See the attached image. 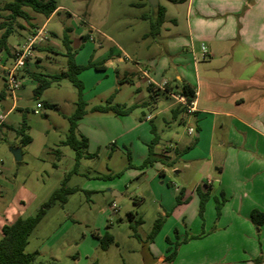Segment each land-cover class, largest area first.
Segmentation results:
<instances>
[{"label": "rangeland", "instance_id": "1", "mask_svg": "<svg viewBox=\"0 0 264 264\" xmlns=\"http://www.w3.org/2000/svg\"><path fill=\"white\" fill-rule=\"evenodd\" d=\"M8 1L0 0V22L6 21L5 27L10 25L13 30L7 37L9 45L14 46L22 34L30 32V23L39 26L45 21L54 53L39 52L38 71L53 74L67 68L65 35L77 63L103 62L105 66L103 72L87 66L78 75L81 95L87 103L86 113L78 122L79 130L89 139L88 152L96 153L79 160L71 147L62 144L68 116L75 109L76 87L61 78L35 96V81L24 76L20 77L13 101L0 75V91L8 96L0 99V115L6 113L0 120V223L13 213L22 217L35 214L64 180L65 186L76 189L67 195L66 202L55 201L47 209L30 233L25 251H37L38 259H55L63 264H241L238 260L243 249L254 247L258 253L264 243L259 225L250 220V229L245 228L230 204L224 206L226 201L219 194L203 199L200 207L199 191L190 192L197 181L201 182L198 163L184 167L185 158L180 155L179 146L193 139L187 134L188 124L174 121L162 91L153 107V93L137 76L136 63L142 65L150 55L169 59L161 46L147 48L151 37H143L149 26L142 15L151 12L150 5H136L141 0H56L58 8L49 18L23 6L31 17L26 21L19 16L7 18L9 11L3 6ZM175 6L168 4L167 17ZM84 35L93 40L82 39ZM118 56L123 59L118 60ZM173 72V68L164 71L176 81ZM124 77L131 82L120 83ZM110 95L112 103L133 106L131 111L116 116L91 110ZM13 102L14 107L7 112ZM147 114H151V121L143 119ZM22 123L31 137L26 145L16 133ZM151 123L157 128L156 153L169 141L174 151L175 139H183L174 152L178 156L173 163L157 160L141 167L147 143L153 137ZM220 134L217 130L215 136ZM14 148L20 149L19 160L14 158ZM159 217L161 226L150 239ZM137 218L142 222L133 231L130 223ZM104 234L108 236L105 248L101 246ZM170 251V260L155 262L159 254ZM256 259L258 263L264 260L259 254Z\"/></svg>", "mask_w": 264, "mask_h": 264}, {"label": "crops", "instance_id": "2", "mask_svg": "<svg viewBox=\"0 0 264 264\" xmlns=\"http://www.w3.org/2000/svg\"><path fill=\"white\" fill-rule=\"evenodd\" d=\"M144 1L148 4L147 0H141L138 6H145ZM165 2L161 4L157 0L165 8L164 21L159 33L155 37L150 36L151 40L146 45L147 48L151 45L161 46L169 59L150 55L143 59L142 65L136 63L139 72L137 76L146 82L147 89L154 95L151 97V105L157 106L158 92L162 91L169 101L172 118L176 122L188 124L187 134L193 135V139L182 147L179 143L183 139L176 138L173 143L174 151L169 141L168 146L160 147V153H156V156L161 162L173 163L178 156L174 152L179 146L180 155L183 154L185 158L184 167L198 163V180L202 185L197 181L190 192L198 190L205 193V200L221 195L226 201L224 206L229 203L232 211L243 220L245 228L250 229V211L258 209L264 212V0ZM168 4L176 6L173 14L167 17ZM30 25L32 28L37 27L35 22ZM41 25H46L45 21ZM146 33L143 37L149 36ZM26 35L27 33L22 34L16 44ZM85 37L93 40L90 35L81 36L82 39ZM164 37L166 39L163 40ZM48 39L49 36L37 48L36 58L19 71V81L20 77H30L32 72L42 73L38 71L41 59L39 52L54 53ZM202 45L206 49L205 56H201ZM7 47L8 50L0 48V56L10 55L13 46L7 43ZM74 58L73 53L75 61ZM122 59V56H118V60ZM170 68L174 69L176 81L173 76L167 77L164 73ZM95 70L103 72L105 66ZM79 74L80 72L77 77ZM122 82H131V79L124 77L120 83ZM183 82L194 91L192 112H188L177 100ZM2 97L8 96L3 93ZM13 107L14 102L7 112ZM5 114L0 115V120ZM125 115L127 114L116 116ZM147 115L150 117L146 118ZM147 115H143V119L151 121V114ZM82 117L76 123L77 130L84 135L78 125ZM151 126L155 131L157 128L151 123L149 131L152 134ZM217 130L221 134L215 136ZM84 136L87 138L85 153L89 155L83 157L96 156V153L88 152L89 139ZM185 148L187 149L184 150ZM146 155L147 148L143 159ZM162 171L163 169L160 172ZM175 172L180 170L175 169ZM113 205L114 203L111 206ZM18 216L13 213L0 223V236L2 225L12 222ZM259 234L264 237V221L259 225ZM263 244L262 242L258 253L254 247L243 249L238 263L246 261L245 264H264V260L258 263L256 259L258 254L264 259ZM147 249L152 255L149 246ZM165 256L166 254H159L154 258L155 262H164Z\"/></svg>", "mask_w": 264, "mask_h": 264}, {"label": "trees", "instance_id": "3", "mask_svg": "<svg viewBox=\"0 0 264 264\" xmlns=\"http://www.w3.org/2000/svg\"><path fill=\"white\" fill-rule=\"evenodd\" d=\"M144 3L147 4L145 1ZM139 4L140 2L136 3V5ZM23 6H27L35 12L48 16L55 10L57 4L56 0H10L4 4L3 8L9 11V14L7 16L8 19H12L16 16H19L28 21L30 17L28 13L23 10ZM164 11V6L157 3L153 8H151V12L149 14L142 15V18L148 21L149 29L146 35L155 37L159 33L161 24L164 21ZM5 24L8 25L6 21L0 22V28L5 27ZM11 32L12 28L10 25L4 28V31L0 35V48L8 50L6 39ZM63 42L66 46L65 55L67 56V68L54 74H42L32 72L30 73V77L35 81V86L33 88V94L35 96L39 95L44 89L49 87L52 82H56L61 78H67L76 87L77 100L75 101V109L73 113L68 116V131L65 139L62 140V144L71 147L75 151L76 160H79L83 156L88 157L89 154L85 153V149L87 146V138L77 130L76 121L86 113L87 104L86 101L82 98V82L77 77V74L87 66H92L95 69H103L104 64L103 62H88V64L86 65L76 64L73 60V52L70 51V41L67 35L64 36ZM179 93L183 95L188 101L191 100L194 96V91L192 87L184 82L180 85ZM2 96L3 92L0 91V98ZM112 97L113 96L110 95L104 103H98L93 105L91 107V110L103 113L110 112L115 115L128 114L131 111L133 106L112 103ZM47 106L51 105L48 104ZM26 129L27 126L25 125V123H22L16 129V133L21 136L20 142L22 145H26L31 141V137L25 132ZM151 132L153 134V137L151 138L150 142L147 143V155L144 158L141 167L151 165L154 161L158 160L156 152L154 151V146L158 142V134L152 126ZM186 149L187 148H185L184 150ZM127 157L130 158L129 153H127ZM64 181L59 188H56L51 192L47 200L43 201L40 204L35 214L28 215L25 217L18 216L12 222L2 225L0 236V264H63L55 259H38V252H27L25 251V246L27 245L30 233L40 221V219L43 217L47 209L55 201L64 203L66 201L67 195L76 190L75 188L65 186ZM199 196L201 207L205 194L199 191ZM130 217H132V214H130ZM249 218L254 224L260 225L264 221V212L258 209H252L250 211ZM141 222V218H137L133 224L130 223V227L133 229V231H135L136 226ZM161 222L162 219L160 217L155 220L153 227L149 233L150 239L153 238L155 233L160 228ZM134 235L137 236L136 233H134ZM103 238H106V240L103 241ZM107 238V234H104V236L101 238V246L103 248H105L107 245ZM166 241H168V239H166ZM167 250H170L169 247L167 248ZM172 257L173 252L170 251L165 256V260H170Z\"/></svg>", "mask_w": 264, "mask_h": 264}, {"label": "built area", "instance_id": "4", "mask_svg": "<svg viewBox=\"0 0 264 264\" xmlns=\"http://www.w3.org/2000/svg\"><path fill=\"white\" fill-rule=\"evenodd\" d=\"M48 38V32L45 29V25L37 26L31 29L24 39L15 44L10 51V55L0 56V74L2 75L5 91L14 98V92L20 86L19 71L27 66V64L36 58L37 48L43 45ZM201 56H205V46H201ZM177 100L187 109L188 112L194 110V100H187L183 95H179ZM37 108L41 107L40 103L36 104ZM38 110L35 109L34 112ZM150 116H146L149 118ZM192 131V128L188 129ZM0 165V173H1Z\"/></svg>", "mask_w": 264, "mask_h": 264}, {"label": "water", "instance_id": "5", "mask_svg": "<svg viewBox=\"0 0 264 264\" xmlns=\"http://www.w3.org/2000/svg\"><path fill=\"white\" fill-rule=\"evenodd\" d=\"M147 2L151 7H154L157 4V0H147ZM12 153L16 160H19L21 158V152L19 148H14L12 150Z\"/></svg>", "mask_w": 264, "mask_h": 264}]
</instances>
